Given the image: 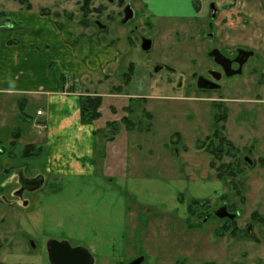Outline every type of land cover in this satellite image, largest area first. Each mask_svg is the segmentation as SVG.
I'll return each mask as SVG.
<instances>
[{
    "label": "rangeland",
    "instance_id": "1",
    "mask_svg": "<svg viewBox=\"0 0 264 264\" xmlns=\"http://www.w3.org/2000/svg\"><path fill=\"white\" fill-rule=\"evenodd\" d=\"M119 1L0 0V25L14 11L46 15L83 48L108 47L120 55L108 72L105 60L95 58L51 66L68 90L103 97L102 117L94 123L97 153L91 161L80 157L82 173L49 174L46 155L26 151L36 143L42 152L45 133L31 132L13 100L0 96V108L9 105L0 113V264H51V240L86 248L94 264H131L138 257L143 264H264V50L255 51L241 76L225 80L223 90L202 91L209 89H198L196 79L213 69L206 56L212 40L195 25L155 19L145 0ZM126 4L137 25H153L141 30L153 41L148 53L139 36L127 39L133 26L121 23ZM226 11L214 22L218 47L253 51L239 44V26L247 24L241 4ZM29 49L53 54L42 44ZM156 64L173 69L154 73ZM118 87L122 92L113 91ZM216 128L232 147H218ZM19 171L46 182L24 195ZM224 206L234 220L213 216Z\"/></svg>",
    "mask_w": 264,
    "mask_h": 264
},
{
    "label": "crops",
    "instance_id": "2",
    "mask_svg": "<svg viewBox=\"0 0 264 264\" xmlns=\"http://www.w3.org/2000/svg\"><path fill=\"white\" fill-rule=\"evenodd\" d=\"M196 2H202L206 6L216 3L223 10L224 16L228 13L227 8L236 2L240 3L247 24L245 27L239 26V44L246 45L254 53L264 50V3H258L259 0H145L148 10L158 17L180 16L183 11L190 13V17H196ZM254 2L259 4L258 7L252 6ZM7 19L8 21L0 25V96L13 100L23 115V123L31 124V132L35 128L38 133H45L42 152L34 147H39L36 143H30L26 151L31 147L33 150L35 148L31 153L33 156L45 154L49 174L54 173L60 177L69 172L82 173L78 162L80 157L91 161L97 153V128L95 124H83L81 96L66 87L63 89V76L58 80L51 73V66L56 62L54 60H58L60 65L64 62L65 66L73 67L80 66L89 58H95L94 61L105 60L102 68L108 72L118 64L119 52L108 47L83 48L76 44V36L72 31L62 30L46 15L14 11ZM243 31H247L248 38H243ZM46 35L48 38L44 37ZM36 44L45 45L47 49L53 48V54L29 49L30 45ZM8 107L9 105L0 108V113L6 114L7 111L2 109L7 110ZM29 107L35 108L36 114H26L25 110ZM14 138L19 141L22 134L15 130ZM14 143L16 142L11 141V145ZM25 156L29 157L27 152ZM69 156L75 159L68 161ZM65 166L70 167L65 170ZM45 182L46 179L43 178V184Z\"/></svg>",
    "mask_w": 264,
    "mask_h": 264
},
{
    "label": "flooded vegetation",
    "instance_id": "3",
    "mask_svg": "<svg viewBox=\"0 0 264 264\" xmlns=\"http://www.w3.org/2000/svg\"><path fill=\"white\" fill-rule=\"evenodd\" d=\"M109 2H113L114 0H108ZM119 3H121V0L119 1ZM142 5L144 6V8L147 9L148 13L150 16L154 17L155 19H159L161 21H172V22H177V23H172L174 25L177 24H182L183 26L185 24H188L189 27L191 28V25H195L198 30H200L201 32V37H204L205 39L208 40H212V45L210 47H212L210 50L206 51V56L207 58L211 61L212 65H213V69L211 68H206L205 69V75H199L196 79V86L199 88H206L209 90H202V91H221L223 90V82L225 80L228 79H233L237 76H241L244 73V69L245 67L249 64V61L252 57H250L244 64L243 66L240 65V63L245 59L244 56H240V51L239 49H235L232 50L228 53H225L222 51L221 48H219V44L221 43V38H219L216 34V29H214V22L216 21V17L217 14H219V10L220 8L217 6L216 3H209L207 6L204 5L202 2H196L195 3V8L197 10V15L196 17H190V13L183 11L181 12L180 16H162V17H158L157 15H155L153 12H151L150 10H148L147 5L144 1V3L142 2ZM127 6H131L129 4L124 5V9H123V14H122V20L121 23L126 27V26H133L127 35V39L128 41H132V38L135 36H139L141 39V49L143 50V43L144 41L150 40L152 42V48H153V41L150 38L145 37L142 33L141 30L144 32L146 30V26L149 28H153V25L151 23H145L143 22V26L137 25L135 18H136V14L134 12V18L128 22L127 24H124L123 21L125 19V9ZM132 8V7H131ZM134 11V10H133ZM150 11V12H149ZM145 25V26H144ZM142 27V29L140 28ZM147 28V29H149ZM212 31L213 34H210L209 31ZM204 31H207L206 33ZM177 38L176 40H178L181 38L180 37V31L177 32ZM221 40V41H220ZM196 45V44H194ZM151 48V50H152ZM150 50V51H151ZM144 51V50H143ZM148 51V52H150ZM219 51L227 60V64L226 67L222 66L220 64H218L216 62L215 57H213V53ZM145 52V51H144ZM145 52V53H148ZM247 52H252V51H247ZM254 57V56H253ZM196 62V61H194ZM130 66L134 67V71H135V66L134 64H131ZM129 66V67H130ZM128 67V68H129ZM155 72L154 73H158V71H164V70H171L173 68H167L165 66H162L160 64H156L154 66ZM239 70H242V73L240 75H233V76H229L230 74H233L234 72H237ZM252 73V72H251ZM40 182V181H39ZM18 184H19V188L20 190H22L24 193V195L29 192V190H36L34 189L36 184H34L33 182H28L26 181L23 177H21L20 179H18ZM38 185V184H37ZM17 195L19 198H23L24 195ZM214 214V212H213ZM212 215V214H211ZM214 217H216L215 215H213ZM217 218V217H216ZM209 219H206V221ZM228 220V219H225ZM48 251V250H47ZM139 258V257H138ZM136 258V260L138 259ZM135 261V260H134Z\"/></svg>",
    "mask_w": 264,
    "mask_h": 264
},
{
    "label": "water",
    "instance_id": "4",
    "mask_svg": "<svg viewBox=\"0 0 264 264\" xmlns=\"http://www.w3.org/2000/svg\"><path fill=\"white\" fill-rule=\"evenodd\" d=\"M134 11L131 6H127L125 9V19L123 21L124 24H127L134 18ZM152 48V42L150 40L144 41L143 50L145 52L150 51ZM240 56H244V60L240 63L241 66L250 58L254 56V52L240 51ZM213 57H215L216 62L222 66L226 67L228 60L219 52L216 51L213 53ZM242 70L234 72L229 76L240 75ZM42 178V177H41ZM36 180H27L28 182H33L36 184L34 189H39L43 186V178ZM40 181V182H39ZM38 184V185H37ZM214 215L219 219H229L234 220L236 215L230 214L228 212L227 206H224L217 211H215ZM251 229H249V232ZM251 233V232H250ZM49 261L51 264H94L95 260L92 254L86 249L82 247H72L68 242H58L55 240H51L47 244ZM144 257L138 258L131 264H143Z\"/></svg>",
    "mask_w": 264,
    "mask_h": 264
},
{
    "label": "trees",
    "instance_id": "5",
    "mask_svg": "<svg viewBox=\"0 0 264 264\" xmlns=\"http://www.w3.org/2000/svg\"><path fill=\"white\" fill-rule=\"evenodd\" d=\"M84 1L87 4V2H89L90 0H84ZM133 74H134V67L131 66L127 70V73L124 74V83L126 86H129V84L131 83ZM61 80L63 82L62 86L64 89L67 85V82H66L64 76L62 77ZM69 90L74 91V89H69ZM113 91L122 92V88L118 87V88L113 89ZM86 95L80 97V108H81L82 122H83V124H94L96 121H98L102 117L100 110H101V107L103 104V97H101L100 95H96V96L92 97V95L89 92H86ZM217 124H218V122H217ZM214 137H215L214 139H218L220 141V143L218 144L219 148L222 145H224V146L227 145L229 147H232V144L230 142H228L224 137L221 136V133L219 132V129H217V128L215 129ZM33 151H35V148ZM37 151L40 152L41 151L40 148H38ZM212 153H214V152H212ZM30 154H31V152H30ZM253 219L254 220H260V218L257 214H255Z\"/></svg>",
    "mask_w": 264,
    "mask_h": 264
}]
</instances>
